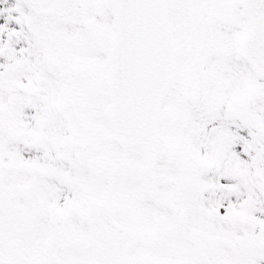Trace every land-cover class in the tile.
Listing matches in <instances>:
<instances>
[{"label":"snow or ice","instance_id":"obj_1","mask_svg":"<svg viewBox=\"0 0 264 264\" xmlns=\"http://www.w3.org/2000/svg\"><path fill=\"white\" fill-rule=\"evenodd\" d=\"M0 264H264V0H0Z\"/></svg>","mask_w":264,"mask_h":264}]
</instances>
